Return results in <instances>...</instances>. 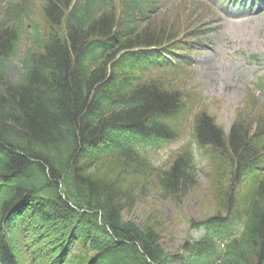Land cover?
Masks as SVG:
<instances>
[{
	"label": "trees",
	"instance_id": "1",
	"mask_svg": "<svg viewBox=\"0 0 264 264\" xmlns=\"http://www.w3.org/2000/svg\"><path fill=\"white\" fill-rule=\"evenodd\" d=\"M159 2L40 0L39 24L34 2L0 0V264L179 262L155 221L129 216L152 186L165 200L197 186L191 150L165 167L139 150L174 141L189 117L217 208L192 224L203 234L183 264H264V75L225 131L178 79L215 32L213 5L174 0L171 23ZM26 33L13 83L5 63Z\"/></svg>",
	"mask_w": 264,
	"mask_h": 264
},
{
	"label": "rangeland",
	"instance_id": "2",
	"mask_svg": "<svg viewBox=\"0 0 264 264\" xmlns=\"http://www.w3.org/2000/svg\"><path fill=\"white\" fill-rule=\"evenodd\" d=\"M24 1L35 3L37 17L34 20L37 23L39 20L42 22L40 0ZM173 1L160 0L155 4V7L159 8L168 7L166 11H170L167 13V19L171 23L176 21L175 15L179 12L174 9ZM184 1L186 2L182 3L192 6L201 0ZM210 2L213 4L212 12L219 18L213 23H208L215 32L210 33L205 41L197 46L196 51L190 53L191 70L179 75L178 79H187V89L194 88L193 92L204 100L207 111L216 117L217 123L225 131H228L237 109L243 107L248 89L257 76L264 75V0L248 5L239 0L229 1L225 7L219 5V0ZM180 4L181 2L178 5ZM181 17L183 18V13ZM27 35L26 33L22 39L20 50L5 63L8 78L13 83L17 82L22 72L20 59L30 41ZM90 60L88 58L85 63L88 64ZM255 95L258 96L257 93ZM260 101L263 102L261 99ZM257 113L264 114L262 105H258L253 111L254 116H258ZM180 128V135L174 141L159 147H139V150L157 167L167 166L170 158L181 150H191L195 156L197 186L186 196L176 200L161 198L159 191L152 186L146 197L138 198L139 203L129 216L137 225H142L149 219L156 222L165 253H178L180 257V261L173 264H183L187 255L181 248L185 243L197 240L203 234V230L193 229L192 224L207 219L217 208L212 189L211 165L192 138L190 117L182 122ZM143 180L144 176L130 179L141 185L144 184Z\"/></svg>",
	"mask_w": 264,
	"mask_h": 264
}]
</instances>
